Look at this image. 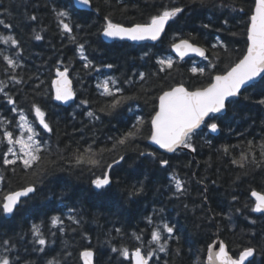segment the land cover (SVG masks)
Masks as SVG:
<instances>
[{
	"label": "trees",
	"instance_id": "16d2710c",
	"mask_svg": "<svg viewBox=\"0 0 264 264\" xmlns=\"http://www.w3.org/2000/svg\"><path fill=\"white\" fill-rule=\"evenodd\" d=\"M165 5L185 7V13L170 22L160 41L137 45L103 40L101 29L105 16L114 23L132 26L147 21ZM252 6L253 0H209L206 4L198 0H93L91 10L81 11L73 0H0V20L4 21L0 24V37L12 35L21 45L18 50L0 41V53L18 59L23 65L13 71L0 55V81L7 84L5 91L17 100L18 110L34 124L40 133L38 138L50 148V158L58 161L55 170L33 176L32 170L25 171L19 163L3 165L7 144H0V175L5 177L0 183V196L18 190L30 180L37 182L38 189L13 216L0 213V240L23 236L31 241V226L41 224L50 241L51 254L22 253L34 264H47L53 256L64 264H82L79 253L86 248L94 250V264H132L111 248L127 246L134 251L139 245L146 252L153 227L169 223L176 227L179 243L170 241L167 254L157 252L150 264H206L207 248L218 237L224 240L234 257L243 247H255V264H264V251H261L264 215L251 213L244 207L252 203V189L264 191V167L249 165L241 169L231 163L233 157L239 158L241 152L248 151L249 142L254 145L252 151L257 160L262 159L259 145L264 141V106L256 101L264 98V82L243 91L249 99L241 97L238 104L229 106L225 118L216 121L221 128L218 135L206 128L198 132L193 138L197 149L194 156L184 151L168 155L150 145L146 139L149 125L145 123L142 136L131 147L121 149L125 161L114 165L111 190L104 194H98L91 185L93 172L100 175L101 170L76 166L71 159L77 147L111 148L113 138L130 130L138 119L147 122L157 110V97L170 86L183 83L189 88L200 87L211 75L226 71L246 50V24L242 21H246ZM240 7L243 13L233 11ZM54 8H66L71 13L74 34L78 42L85 44V55L99 71L83 67L85 62L80 59L78 45L62 33ZM30 15H36L37 21L29 20ZM225 19L227 25L223 23ZM208 23L212 27L205 29L203 25ZM6 24L11 27L6 28ZM36 33L44 39L35 40ZM190 36L196 37L191 42L208 50V60L180 61L172 54V43ZM218 41L227 46V51L219 47L212 49L211 45ZM159 59H172L173 69L160 72ZM210 61L216 64L215 69L209 67ZM108 64L113 67H106ZM65 67L77 94L76 101L67 107L54 102L51 86L56 69ZM193 67L204 68L205 75L193 74ZM140 73L145 74L144 81L139 79ZM11 75L23 78L25 83L14 84ZM104 77L116 81L115 88L121 89L118 96L132 97L111 115L100 111L113 100L101 95V89L97 88ZM82 100L88 103L82 104ZM32 103L46 111L52 133L39 126L31 111ZM12 107L0 94V121H11L0 123V140L5 129L12 131L13 136L20 134V116ZM89 111L99 119L89 118ZM223 146L229 147L228 154L223 153ZM139 151L155 152L157 159L170 161L169 167L161 168L151 157L140 156ZM114 158L118 155L112 152L104 155L107 163H112ZM173 172L188 181L189 194L180 199L172 195ZM140 184L144 185V193L132 195V186ZM234 196L238 198L235 201ZM209 215L214 219L209 220ZM54 216L61 217L64 231L52 227ZM69 216L81 223L73 224ZM228 216L231 220L226 218ZM148 217L152 218V225L148 224ZM117 228L121 233L116 232ZM133 234L141 235L142 240L137 241ZM31 247L29 244V249Z\"/></svg>",
	"mask_w": 264,
	"mask_h": 264
},
{
	"label": "snow or ice",
	"instance_id": "6c2138e0",
	"mask_svg": "<svg viewBox=\"0 0 264 264\" xmlns=\"http://www.w3.org/2000/svg\"><path fill=\"white\" fill-rule=\"evenodd\" d=\"M92 2L93 0H75L76 5L81 8H91ZM198 2L200 4H206L209 0H198ZM213 6L216 5L213 4ZM220 7H223V5H220ZM53 11L58 19V26L62 33L70 41L77 43L80 59L85 62L83 67L95 68L92 61L85 55V44L78 42L74 34V29L71 24V13L66 8H54ZM233 11L243 13L244 9L242 7L233 8ZM184 13L185 7L165 5L159 8L156 14L150 15L147 21L137 22L132 26L114 23L111 18L105 16L101 31L104 37L110 39L159 41L170 22H175L179 18H182ZM28 19L37 21L38 18L36 15H30ZM242 22L246 24L244 32L246 36V50L236 62L227 67L226 71L211 75L208 82L200 87L189 88L183 83H180L170 86L167 90H163L162 94L157 97V110L151 115L150 119L147 122L143 118L138 119L130 130L124 132L119 137L113 138L111 148L101 147L96 149L89 145L83 149L77 147L73 151L71 159L74 160L76 166H87L89 170H101L100 175H96L93 172L94 179L91 180V185L94 189L98 190V194H104L111 190V185L113 184L111 176L112 169L114 165L121 164L125 161V156L121 149L131 147L133 142L142 136V128L145 123L149 125V134L146 139L152 144L157 145L159 149L164 150L166 153H177L178 150L189 149L195 153L197 149L193 144V138L198 134V130H201L203 127L212 133L221 131L220 125L216 121L225 118L229 106L238 104L239 98L241 97L245 100L249 99L248 96L243 95L242 90L247 91L248 88L256 87L255 82L257 78H260L261 82H264V0H253V6L247 15L246 21ZM223 23L227 25L228 20L225 19ZM0 24H4V21L0 20ZM5 27L10 28L11 25L6 24ZM203 27L210 29L212 25L208 23L204 24ZM232 34L236 35V33ZM34 39L41 41L44 39V36L36 33ZM195 39L196 37L194 36L180 38L178 42L172 43L171 47L181 60L190 53H194L208 60L209 57L206 54V49L190 42V40L194 41ZM0 41L18 50L21 49L19 41L12 35L0 37ZM211 47L212 49L219 47L227 51V46L220 41L212 44ZM20 54L22 55V51ZM0 55L3 56L9 69L14 71L23 67L18 59L4 55L3 53H0ZM216 55L218 58V54ZM174 63L172 59H159L158 64L161 66L159 71L165 72L172 70ZM106 67L112 68L113 65L108 64ZM209 67L215 69L216 64L210 61ZM95 70L99 71V68H95ZM191 71L193 74L205 75L204 68L197 69L193 67ZM55 76L56 78L51 82L52 89L54 90L53 98L64 104L74 100L76 93L73 90L72 81L69 79L68 68L65 67L62 71L57 68ZM10 79L17 85L25 83L23 78H17V75H11ZM139 79L144 81L146 79L145 74L140 73ZM115 84L116 81L114 79H105L97 84V88L101 89V95L113 97L111 104L100 109V111L106 112L108 115H111L124 103L132 99L129 96H118L117 94L121 92V89H114L113 86ZM6 87L7 84L4 81H0V94H3L7 99V103L13 106L12 111L19 113V127L22 130V134L14 138L12 131L4 130L3 139L0 140V144L5 142L7 144V150L2 161L3 165L15 166L19 163L25 171L32 170L33 176H38L41 172L47 174L50 169L55 170L58 161L50 158V148L38 138L40 133L36 130L34 124L28 121L27 116L18 110L16 107L17 100L5 91ZM36 87L39 88V85H36ZM81 103L87 104L88 101L82 100ZM256 103L264 106V98L258 99ZM31 111L34 112L39 126L47 133H52L53 128L46 119V111L37 103L31 104ZM87 116L91 119H99L92 111L87 112ZM0 123L9 124L11 121H0ZM24 132L27 135H24ZM253 147L252 142H249L248 151L241 152L239 158L233 157L231 163L241 169H245L249 165L264 167V141L259 145L260 157L262 158L259 161L257 160L255 152L252 151ZM222 151L224 154H228L230 149L228 146H223ZM107 152L117 154L118 158H114L112 163H107L104 159V155ZM139 155L142 157H151L163 169L169 167L170 161L164 158L157 159L155 152L139 151ZM12 171L15 173L14 167ZM4 179L5 177L0 175V183H3ZM170 180L171 186L174 189L172 193L173 197L180 199L189 194L188 181L181 178L175 172L171 175ZM37 190V182L30 180L18 190L3 194L0 196V213H3L5 216H13L19 211V206H22L27 198L33 197L37 193ZM144 191L143 184H140L139 187L132 186V195H140ZM237 199V197H233L234 201ZM250 199L252 203L245 204L244 207L249 209L251 213L264 215V191L252 189L250 191ZM185 207L187 208L188 206L185 205ZM160 211L162 212L163 209H160ZM236 211L239 212L240 209L237 208ZM68 218L73 224L79 225L81 223L74 216H69ZM207 218L211 220L214 219V216L209 215ZM226 218L231 220V216ZM147 222L152 225V218L148 217ZM252 223H255V220ZM51 225L53 228L64 231L63 221L60 216L52 217ZM116 232L119 234L121 230L117 228ZM30 233L32 237L31 241H26L23 236L15 239L5 238L0 240V264H34V261L30 260L26 255H22V253L29 251L41 253L44 256L51 254L49 251L50 241L42 230V225L33 224L30 228ZM176 233L177 229L174 225L163 223L162 226L153 227L151 240L149 241L150 246L146 252L139 245L135 247L134 251H130L127 246H113L111 251L119 253L126 260H132L133 264H150L153 257L157 256V252L167 254L170 241L175 240L177 244L179 243L180 237ZM55 234L53 232L52 236H55ZM133 235L137 241L142 240L141 235ZM29 244L32 246L31 249H29ZM215 249V243L208 246L206 264H255L254 257L257 255V249L253 246L243 247L236 257H233L229 253L227 245L223 241L219 242L218 251ZM261 251H264V248ZM177 254H179V248H177ZM69 255L71 254L69 253ZM94 256V250L89 248L79 253L83 264H94ZM47 264H64V262L53 256L52 259L47 261Z\"/></svg>",
	"mask_w": 264,
	"mask_h": 264
},
{
	"label": "water",
	"instance_id": "95a60500",
	"mask_svg": "<svg viewBox=\"0 0 264 264\" xmlns=\"http://www.w3.org/2000/svg\"><path fill=\"white\" fill-rule=\"evenodd\" d=\"M73 3H74V5H75V7L78 9V10H81V11H88V10H91V8H92V6H91V8H81V7H79V6H77L76 5V3H75V0H73ZM166 30H167V28H166ZM166 30H165V32H166ZM165 34V33H164ZM164 34L162 35V37H161V39L163 38V36H164ZM102 38H103V40H105V41H107V42H110V41H117V40H119V39H110V38H106V37H104L103 35H102ZM160 39V40H161ZM159 40V41H160ZM119 41H124V42H129V43H132V44H137V45H140V44H147V43H154V42H158V41H150V40H147V41H130V40H119ZM178 42V41H177ZM191 42V41H190ZM197 45V44H196ZM197 46H200V45H197ZM200 47H202V46H200ZM203 48H205V47H203ZM206 49V48H205ZM171 50H172V54L176 57V58H178L180 61H184V60H187V59H191V58H197V59H203L202 57H200V56H197V55H195L194 53H190L189 55H187V56H185L184 57V59L183 60H181L180 59V57L175 53V51L171 48ZM206 54L208 55V50L206 49ZM61 71L63 70V69H60ZM68 72H69V70H68ZM56 78V77H55ZM69 79L72 81V87H73V90L75 91V89H74V82H73V79L71 78V76H70V72H69ZM261 81V79L260 78H257V81L255 82V83H258V82H260ZM53 90V89H52ZM244 90H242V92H243ZM76 93V92H75ZM53 97H54V90H53ZM76 99H77V94H76V98L74 99V100H72V101H69L67 104H64V103H62V102H60V101H56L55 99H54V102L55 103H57V104H60V105H62V106H65V107H67V106H70L71 104H73L75 101H76ZM204 128L202 127V129L201 130H198V132L199 131H202ZM210 132V131H209ZM211 134H213V135H218L219 133H220V131L219 132H217V133H212V132H210ZM149 142V144L150 145H152L153 147H155L156 149H158L159 151H161V152H163V153H166V152H164V150H162V149H159V147L157 146V145H154V144H152L150 141H148ZM178 151H184V152H189L192 156H194L195 155V153H193V152H191L189 149H182V150H178ZM166 154H168V155H172V154H174V153H166ZM22 199H25V198H22ZM255 214H257V213H255ZM220 241H223L224 242V240L223 239H221V238H216L211 244H213V243H215L216 244V249L215 250H217L218 251V249H219V242ZM225 243V242H224ZM226 244V243H225ZM227 245V244H226ZM227 250L229 251V249H228V245H227ZM230 253V252H229ZM231 254V253H230ZM232 255V254H231ZM233 256V255H232ZM95 257H96V254H95V256H94V263H95ZM206 257H207V253H206ZM234 257V256H233ZM206 260V259H205ZM81 262H82V264H83V261L81 260ZM131 262H132V260H131ZM132 264H133V262H132Z\"/></svg>",
	"mask_w": 264,
	"mask_h": 264
},
{
	"label": "rangeland",
	"instance_id": "374dc122",
	"mask_svg": "<svg viewBox=\"0 0 264 264\" xmlns=\"http://www.w3.org/2000/svg\"><path fill=\"white\" fill-rule=\"evenodd\" d=\"M195 59H197V58H195ZM198 60H203V59H198ZM105 79H110V78H108V77H104V78L101 79V82H102L103 80H105ZM113 87H114V89H115L116 84H115ZM28 121H29V120H28ZM30 123H31V122H30ZM21 134H22V130H21V128H20V134H19V135L17 134V136H14V138L19 137ZM23 134H24V135H27L26 132H24ZM6 150H7V149H6ZM5 153H6V151H5Z\"/></svg>",
	"mask_w": 264,
	"mask_h": 264
},
{
	"label": "flooded vegetation",
	"instance_id": "af4514ba",
	"mask_svg": "<svg viewBox=\"0 0 264 264\" xmlns=\"http://www.w3.org/2000/svg\"><path fill=\"white\" fill-rule=\"evenodd\" d=\"M0 164H1V162H0Z\"/></svg>",
	"mask_w": 264,
	"mask_h": 264
}]
</instances>
